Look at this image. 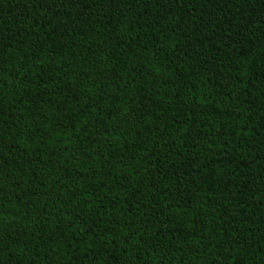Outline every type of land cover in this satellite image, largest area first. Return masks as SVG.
Segmentation results:
<instances>
[{
  "label": "trees",
  "instance_id": "obj_1",
  "mask_svg": "<svg viewBox=\"0 0 264 264\" xmlns=\"http://www.w3.org/2000/svg\"><path fill=\"white\" fill-rule=\"evenodd\" d=\"M0 264H264V0H0Z\"/></svg>",
  "mask_w": 264,
  "mask_h": 264
}]
</instances>
